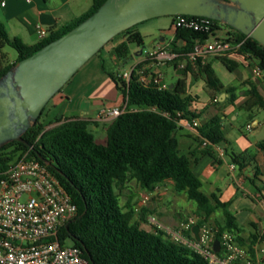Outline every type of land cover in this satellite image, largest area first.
<instances>
[{"label":"trees","instance_id":"trees-1","mask_svg":"<svg viewBox=\"0 0 264 264\" xmlns=\"http://www.w3.org/2000/svg\"><path fill=\"white\" fill-rule=\"evenodd\" d=\"M105 0H92L89 9L67 25L49 34L36 44L28 45L19 38L8 39L0 22V76L13 64L25 58L50 41L72 29L91 15ZM173 20L176 16H172ZM212 34L222 24L230 31L224 40L238 43L236 50L224 56H216L229 71L237 67L238 62L231 59L235 53L250 57L258 68L264 71V46L249 36L235 30L227 24L212 20ZM133 27V26H132ZM128 28L115 38L126 36L116 52L120 59L129 56L127 43H143L139 32ZM209 38L207 33L176 27L169 51L175 54L168 62L184 61L179 67L184 73L201 74L207 86L228 96L224 101L233 103L235 87H223L218 84L210 64L204 59H190L195 42ZM107 43V44H108ZM5 44L13 47L17 56L14 61L6 62L2 48ZM102 47L99 52L103 49ZM147 61L136 63L128 82L117 76V72L108 73L117 90L122 95L125 108L106 125V140L96 141L83 119H65L45 129L40 120L45 111L23 134V141H11L0 147V170L6 169L12 162L27 151L58 179L65 191L76 204L77 214L60 229L63 240L81 250L87 264H209L199 253L172 242L162 232L154 233L140 227L133 221L135 204L132 196L125 205L119 202L120 190L134 180L145 192H151L161 182L171 180L177 193H184L195 203L196 224L201 226L217 211L221 210L222 223L216 221L217 235L224 231L236 233L239 227L236 218L228 209V202L221 201L215 192L206 194L201 190V181L192 170V153L179 154L175 131L180 120L191 121L200 116L188 108L191 97L185 95L182 83L159 88L153 81H143L140 76L147 72L140 70ZM60 91V90H59ZM253 102L264 108V102L254 87L248 89ZM53 121L51 120V123ZM200 142L206 141V148L224 140L220 128V118L213 116L196 126ZM257 148L264 152V140L257 142ZM233 161L241 154H232ZM46 162H45V161ZM264 240V230L253 234L247 246L254 258V245Z\"/></svg>","mask_w":264,"mask_h":264},{"label":"crops","instance_id":"crops-1","mask_svg":"<svg viewBox=\"0 0 264 264\" xmlns=\"http://www.w3.org/2000/svg\"><path fill=\"white\" fill-rule=\"evenodd\" d=\"M91 4L92 0H0V22L9 40L16 37L25 44L33 45L40 41L35 29L36 24L56 31L86 12ZM169 33L171 42L175 33L173 26ZM149 34L147 31L141 32L143 37ZM126 39V36L118 37L79 68L60 91L53 95L48 105L46 104V119L51 118L52 123L56 124L58 122L55 119L59 122L65 119H83L88 122V128L96 141L104 143L106 125L112 119L100 118V109L103 106L123 107L125 104L108 73L127 70L140 61H147L146 55L143 56V52L140 53V50L131 47L130 43H127L130 52L128 58L120 59L115 48ZM168 44L160 34L153 37L150 49L167 48ZM2 52L6 62L15 60L8 59L3 48ZM135 53L137 54L131 57ZM211 57L206 58L208 64L217 61L218 65L220 63L227 70L217 57L213 56L214 59ZM230 57L238 62L237 67L231 71L235 74L236 83L223 82L215 77L219 85L235 87L236 98L233 103L224 101L228 94L224 91L219 93L207 86L202 76L194 80L189 72L183 73L185 77H182L179 73L184 70L180 68L175 70L178 75L175 82L180 81L185 95L191 97L189 110L200 114L195 118L198 125L213 116H218L224 140L212 144L207 149L203 141L200 142L196 127L190 126L188 120L184 119L178 122L175 137L178 141L179 154L192 153V170L201 181V190L206 194L215 192L221 201L229 203L228 209L236 218L239 227L238 235L242 244L247 247L252 235L264 230V152L256 146L257 142L264 140V117H259L264 108L255 104L248 93V89L254 87L264 102V75L262 70L260 74L257 73L258 66L250 57L235 53L230 54ZM107 61L111 64V69L108 68ZM129 61L131 64L125 68L123 65ZM149 65L152 63L146 62L143 68L147 69ZM204 86L208 87L209 99L201 101L200 93L205 89ZM222 93L225 95H221ZM239 116L245 117L242 128L235 125ZM232 154L241 156L233 161ZM172 184L171 180H165L156 185L151 192H145L138 187L139 191L132 197V203H136L135 211L142 197L147 194V200L150 198L147 206L164 225H175L178 222L176 213L186 216L189 212H194L195 206L191 204L187 205L184 212L177 210L175 202L179 199L184 200L187 196L175 192ZM215 217L222 223L221 210H217L208 221H215ZM139 225L145 230L150 229L146 220ZM261 244H264V240L254 245V259L257 264L264 260V257L259 255L263 250L259 249Z\"/></svg>","mask_w":264,"mask_h":264},{"label":"built area","instance_id":"built-area-1","mask_svg":"<svg viewBox=\"0 0 264 264\" xmlns=\"http://www.w3.org/2000/svg\"><path fill=\"white\" fill-rule=\"evenodd\" d=\"M29 1V0H25ZM4 4V2H1ZM212 19L202 16L176 15L173 26L212 34ZM39 40L49 34L40 24L35 26ZM232 40L197 41L190 52V59H205L208 56H224L238 48ZM175 54L166 48H154L146 52V59L155 63L171 60ZM136 65V64H135ZM135 65L117 72V76L128 82ZM141 68L138 71H143ZM260 74V69L257 68ZM140 79L153 81L159 88L167 83L161 73L144 72ZM123 107L103 106L100 118L113 119L123 112ZM190 126H198L197 120L188 121ZM206 141H203L205 145ZM148 196L145 194L141 202ZM77 214L76 204L65 191L58 179L47 167L27 151L0 170V264H87L79 247L67 244L60 236V229ZM194 215V214H193ZM197 216L178 221L175 225L162 224L156 215L146 216L149 231L162 232L175 243L184 245L199 253L209 264H257L248 248L239 243L236 233L228 230L220 232L206 223L199 226V237H195L193 227ZM218 241V249L214 242Z\"/></svg>","mask_w":264,"mask_h":264},{"label":"water","instance_id":"water-1","mask_svg":"<svg viewBox=\"0 0 264 264\" xmlns=\"http://www.w3.org/2000/svg\"><path fill=\"white\" fill-rule=\"evenodd\" d=\"M165 15L208 17L264 46V0H105L72 29L0 76V147L23 141L22 134L53 95L114 36ZM193 231L198 239L199 226L194 225ZM214 247L218 249L217 240Z\"/></svg>","mask_w":264,"mask_h":264},{"label":"rangeland","instance_id":"rangeland-1","mask_svg":"<svg viewBox=\"0 0 264 264\" xmlns=\"http://www.w3.org/2000/svg\"><path fill=\"white\" fill-rule=\"evenodd\" d=\"M173 17L169 16V15H165V16H158V17H154V18H150L148 20L142 21L136 25H134L131 28V31L134 32H139L141 34L142 31H147L149 34V36L147 37H143L142 36V40L143 43L141 44H137V43H130V46L135 48L136 50H140L142 49V55L145 56L146 52L150 51V43L151 40L153 39L154 36L160 35L162 34V36L165 38L166 42L169 43L167 46V50H169L170 47V43L169 39H170V30H171V26H173ZM219 27L216 28L214 30V33L210 35L209 39L212 41L215 38L219 39V40H224L227 37V32H229L230 30L225 28L222 24H218ZM174 27V26H173ZM117 38H115L113 41H115ZM112 41V42H113ZM112 42L106 44L104 47L110 45ZM3 51L6 54L8 59H15L17 52L16 50L11 47L10 45L6 44L3 47ZM216 57V56H214ZM214 57L212 56L211 58L214 59ZM204 61L207 60L206 58L204 59ZM147 62L150 64L152 63V65H149L147 67V71L150 72H158L161 73L162 71V79L165 83H167L168 85L175 82V80L178 78V75L176 74L175 70H180L179 67H181V65H183L185 62L184 61H179L176 63V68L174 67L173 63H170L168 61H165L163 63H155L154 61H151L149 59H147ZM131 64V62H126L123 66L125 68H128L129 65ZM107 66L108 68L111 69V64L109 63V61H107ZM210 68L212 69L214 76H216L220 81H225V82H229V83H236V77L235 74L231 71L226 70L220 63L218 65L217 61H213L210 65ZM184 73V71H181V73H179V76L185 77V75H182ZM262 75H264V71H262ZM201 77V74L195 73L194 76H191L192 79H200L198 77ZM203 78V76H202ZM203 80V79H201ZM204 90L201 91V97L200 100L201 101H205L209 99V95L207 93V86H204ZM49 103V102H48ZM48 105V104H47ZM46 105V107H47ZM45 107V108H46ZM260 118L264 117V111L259 115ZM44 124H45V129H49L50 127L54 126L56 123H51V118L50 119H46L45 117V111L41 116L40 119ZM244 122H245V117L243 116H239L238 119L235 121V125L239 126V127H244ZM137 191H139L138 185L134 182V181H130L127 187H124L120 190H116V192L119 195V202L121 205H125L126 202L128 201L129 197L134 195ZM183 195H185L183 193ZM186 197V196H185ZM150 200V198L145 202L142 203L140 202L138 204V206H136L137 210L135 211L133 220L137 221L138 223L143 222L144 220H146V216L149 214H152L153 212L151 211V209L147 206V202ZM191 204L192 206H195V203L192 200H188L187 198H185L184 200L179 199L178 201L175 202V207L177 208V210H183V212L186 210V208L188 207L187 205ZM190 214V215H189ZM194 212H189L188 215L184 216L183 214H179L176 213L175 217L177 218V221H181L184 220L186 218H188L189 216H194L193 215ZM215 221L211 220V221H207V224L210 226L215 227V223L217 221V218L215 217L214 219ZM67 244H71V242L69 240L66 241ZM263 249L262 251L259 252V255L261 257H264V244L260 245L259 249ZM259 264H264V260L262 262H260Z\"/></svg>","mask_w":264,"mask_h":264}]
</instances>
